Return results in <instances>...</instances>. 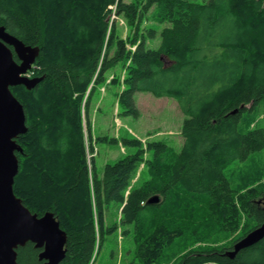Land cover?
<instances>
[{
  "label": "trees",
  "instance_id": "1",
  "mask_svg": "<svg viewBox=\"0 0 264 264\" xmlns=\"http://www.w3.org/2000/svg\"><path fill=\"white\" fill-rule=\"evenodd\" d=\"M0 26L40 49L42 81L11 88L28 127L14 191L55 213L60 264H96L119 236L140 264H264V237L227 255L264 223V0H0ZM98 87L120 116H139L141 91L176 100L181 147L95 133ZM101 142L133 151L100 171ZM17 251L45 263L33 242Z\"/></svg>",
  "mask_w": 264,
  "mask_h": 264
},
{
  "label": "water",
  "instance_id": "2",
  "mask_svg": "<svg viewBox=\"0 0 264 264\" xmlns=\"http://www.w3.org/2000/svg\"><path fill=\"white\" fill-rule=\"evenodd\" d=\"M39 51V47L25 44L5 26H0V264H18L17 249L27 242L42 249L40 259L45 261L44 264H60L66 256L67 233L55 213H33L14 191L20 170L19 154L24 152L18 138L28 131V127L25 107L11 88L24 85L32 89L42 81L43 77L25 75ZM15 54L20 62L15 59ZM159 200L160 196L154 195L148 202L152 204ZM263 237L264 223L237 241L227 255L234 258L242 248Z\"/></svg>",
  "mask_w": 264,
  "mask_h": 264
},
{
  "label": "rangeland",
  "instance_id": "3",
  "mask_svg": "<svg viewBox=\"0 0 264 264\" xmlns=\"http://www.w3.org/2000/svg\"><path fill=\"white\" fill-rule=\"evenodd\" d=\"M111 78H113L112 75L108 81ZM135 98L139 116H120L118 104L112 105L113 98L108 88L98 87L93 95L91 111L95 133L113 137L125 135L129 131L132 136L144 142L153 137L166 140L179 149L183 143L180 132L185 115L178 107L177 101L168 97H156L144 91L136 93ZM84 130L87 132L86 129ZM96 149V162L100 171L105 163L114 162L125 153L133 151V148L122 146L121 142H101L96 144ZM258 157L264 160V152L259 153ZM242 165L243 163H240L238 167ZM233 169L237 170V168ZM259 200L264 205V199ZM116 240L106 241L97 257L96 264H128L129 262L140 264L135 258L131 240L121 236Z\"/></svg>",
  "mask_w": 264,
  "mask_h": 264
},
{
  "label": "built area",
  "instance_id": "4",
  "mask_svg": "<svg viewBox=\"0 0 264 264\" xmlns=\"http://www.w3.org/2000/svg\"><path fill=\"white\" fill-rule=\"evenodd\" d=\"M33 73H34V71H31V72H30V75L33 74Z\"/></svg>",
  "mask_w": 264,
  "mask_h": 264
},
{
  "label": "bare ground",
  "instance_id": "5",
  "mask_svg": "<svg viewBox=\"0 0 264 264\" xmlns=\"http://www.w3.org/2000/svg\"><path fill=\"white\" fill-rule=\"evenodd\" d=\"M16 55V54H15ZM15 55H14V57H15ZM18 62H20V61H18Z\"/></svg>",
  "mask_w": 264,
  "mask_h": 264
},
{
  "label": "flooded vegetation",
  "instance_id": "6",
  "mask_svg": "<svg viewBox=\"0 0 264 264\" xmlns=\"http://www.w3.org/2000/svg\"><path fill=\"white\" fill-rule=\"evenodd\" d=\"M17 59H18V58H17ZM17 61H19V59H18Z\"/></svg>",
  "mask_w": 264,
  "mask_h": 264
}]
</instances>
